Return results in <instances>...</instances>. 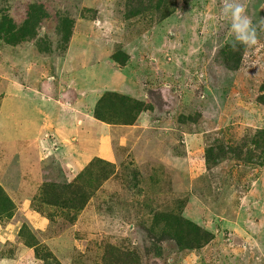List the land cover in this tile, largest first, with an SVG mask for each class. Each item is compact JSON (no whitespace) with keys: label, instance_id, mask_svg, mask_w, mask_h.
<instances>
[{"label":"rangeland","instance_id":"obj_1","mask_svg":"<svg viewBox=\"0 0 264 264\" xmlns=\"http://www.w3.org/2000/svg\"><path fill=\"white\" fill-rule=\"evenodd\" d=\"M241 2L255 45L225 0H0V264H264V0ZM80 57L61 79L110 92L108 124L148 114L139 157L110 131L62 170L52 88L7 91Z\"/></svg>","mask_w":264,"mask_h":264},{"label":"crops","instance_id":"obj_2","mask_svg":"<svg viewBox=\"0 0 264 264\" xmlns=\"http://www.w3.org/2000/svg\"><path fill=\"white\" fill-rule=\"evenodd\" d=\"M82 59L84 61L87 60L88 57H80L79 59L75 58V60L71 61V63L69 62V66L68 64H62V66L64 67L57 68L55 70V76L51 80H47L48 78H45L48 75V71L44 70L39 74L38 78L31 80L29 79V81H27L26 83H11V85L7 88V91L10 90L12 92L13 89H15V92H19L24 99H28L30 101L32 95H38L37 98H39L42 94L41 92H44L48 86L52 88L50 92L48 91V93H50V99H46L45 101L48 105L47 107L49 108V111L54 116V118L51 119V122H57L60 125V127H58L60 129L59 136H61L63 140L59 151L60 153H64V156L58 163L61 166L62 170H67L69 168L67 167V165L69 164L70 166L81 168L83 166V162H85L88 157V153L93 154L99 151L98 146L100 145V143H98L97 141L100 142L104 138H106V140L108 139V141L111 140L112 142L113 139H109V137H112L108 134V132L110 131L116 132L118 140L115 137L114 139H116V141L113 144H110L109 141V143H107L108 149L112 145L120 146L122 147V150H124V147H130L134 157H139L138 153L140 152V149L136 148L139 141H137L136 137L138 138V140H140L142 139L143 134H141L140 136L137 135L138 132L135 129L143 126L146 119L149 118L148 114L142 113L135 124L130 126L131 128L128 129L126 128L127 126L125 124H108L107 122L95 118L93 112L96 107L95 105L98 101V98L101 96V94H98L97 98L93 102H91V104L87 100L83 99L86 95V91L84 89L80 90L76 85H73L74 81L65 82L61 79V77H63L64 75L75 74L77 69L74 71L72 64L77 65L76 61L81 62ZM98 60L101 62V58H99ZM104 60H108L109 64H111L112 66L113 61L111 60V58H107V55L104 56ZM65 67H71L72 73H66ZM63 72L65 73L63 74ZM27 83L29 84V86L26 85ZM60 87L63 89L60 90ZM69 89H71L73 92L71 95L73 98H67V92L69 91ZM112 91L123 93L122 91L118 90ZM4 97L8 98L6 94H4ZM67 103L69 105L65 106ZM89 126H92L93 130H89ZM52 150L42 153H40L39 151L40 158L42 154L44 156V154H48ZM111 155V158L113 160H119V162H122V160L124 159L122 154L119 152H115ZM50 156L51 155H48L44 159H41L45 160ZM135 159H138L137 161H139V158ZM86 207H88V205Z\"/></svg>","mask_w":264,"mask_h":264},{"label":"clouds","instance_id":"obj_3","mask_svg":"<svg viewBox=\"0 0 264 264\" xmlns=\"http://www.w3.org/2000/svg\"><path fill=\"white\" fill-rule=\"evenodd\" d=\"M226 8L224 12L230 13L231 31L234 34V41L231 42L235 47L237 44L245 46L257 43V32L252 20L247 16L246 9L241 0H225Z\"/></svg>","mask_w":264,"mask_h":264},{"label":"trees","instance_id":"obj_4","mask_svg":"<svg viewBox=\"0 0 264 264\" xmlns=\"http://www.w3.org/2000/svg\"><path fill=\"white\" fill-rule=\"evenodd\" d=\"M30 16L31 17L28 20V22L32 21V19H33V17L35 15H34V13H31ZM229 50H232V49L230 48ZM231 53H232L231 51L230 52H227V53L224 52V55H225V59L226 60H229L230 61V60L233 59V55ZM110 102H111V94H110V92H108L105 95H103V97L101 99H99L97 101V103L95 105L96 107H95L94 112H93L94 117L97 118V119L103 120L105 122L111 120L110 118H112V119L115 118V116H116L115 113H114L115 111L113 110V112H112V108H111V106L109 104ZM105 113H109V114L108 115H105ZM0 198H1V196H0ZM84 203H85V201H84ZM36 255H38V254H36ZM108 263L109 264H112V262H108Z\"/></svg>","mask_w":264,"mask_h":264}]
</instances>
